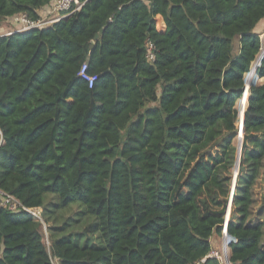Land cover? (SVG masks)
<instances>
[{
  "label": "trees",
  "instance_id": "obj_1",
  "mask_svg": "<svg viewBox=\"0 0 264 264\" xmlns=\"http://www.w3.org/2000/svg\"><path fill=\"white\" fill-rule=\"evenodd\" d=\"M50 1L0 0V23ZM263 21L264 0H87L0 34V187L91 218L49 252L33 213L0 206V264H223L208 255L226 216V264H264V82L241 99L251 66L264 80Z\"/></svg>",
  "mask_w": 264,
  "mask_h": 264
},
{
  "label": "rangeland",
  "instance_id": "obj_2",
  "mask_svg": "<svg viewBox=\"0 0 264 264\" xmlns=\"http://www.w3.org/2000/svg\"><path fill=\"white\" fill-rule=\"evenodd\" d=\"M6 23V22H5ZM0 26H3V22L0 23ZM14 27L10 26L6 29V31H0L1 32H11L13 30ZM256 31L260 34L262 41H263V45L264 46V21L260 23V25L257 27ZM236 47H237V42H236ZM264 56V54H263ZM250 74V75H249ZM264 82V80H262L256 73V70L253 71L252 70V66H251V70L248 73V75L246 74L245 77V88H244V94L242 96L241 99H243L244 97L247 98V102H248V98L250 96V90L252 85L254 84H262ZM245 101L246 99H244L242 102H239L237 104V108L239 109V111L241 112L242 110H240V105L243 104L244 108L245 107ZM243 108V110H244ZM239 112V119L237 122V128H238V136L234 139V144L236 146V149L238 150V138H239V134H241L243 132L244 127L242 126V122H243V118H244V112L240 113ZM244 136V134H243ZM244 139V137H243ZM241 143L243 144V141H241ZM240 143L241 149H240V158H241V154H242V145ZM237 162V160H236ZM235 162L234 168H233V182H234V178H235V174L239 171V165L238 168L236 167L237 163ZM236 169H238L236 171ZM254 196H255V203L253 206V210H254V216H255V221L256 222H263L264 223V171L262 173V176L260 177L259 181L257 182L256 186H255V190H254ZM57 202H58V198L56 195L54 194H48L46 196V203L44 207H38L35 209V213L36 215H38V219L43 223V229L45 232V243L48 247L49 252H51V243H52V233L54 234V236H60L63 233L66 234H73L74 237H76V233L80 232L83 227L85 226L86 223L91 222V218H87V217H81L80 216V210H82L83 207H81L79 204H73L67 208H60L57 206ZM77 219H80L79 221H76ZM49 226V228H48ZM56 226H60V228H63L62 226L66 227V229H64L62 232H58V231H54L53 228H55ZM53 227V228H51ZM85 240V238H82L81 242L83 243ZM227 238L224 239L223 237V232L222 234H215L214 239L212 240V245H213V250L214 251H219L220 252V256H221V261L223 264H226V259L229 256V248H228V242H227ZM222 251V252H221ZM223 255V256H222ZM53 257V262L54 264H59L57 262V259ZM231 264V263H230Z\"/></svg>",
  "mask_w": 264,
  "mask_h": 264
},
{
  "label": "built area",
  "instance_id": "obj_3",
  "mask_svg": "<svg viewBox=\"0 0 264 264\" xmlns=\"http://www.w3.org/2000/svg\"><path fill=\"white\" fill-rule=\"evenodd\" d=\"M86 1L87 0H51L50 3L45 6L46 8L45 13L43 15L40 14V18L38 20H31L24 13L16 14L12 17H9V25L14 27L13 30L9 33L22 31V30H26L29 28L49 26L53 24L54 22L59 21L60 19L67 17L73 14L74 12L80 10L85 5ZM147 48H148V57L150 59H153L154 58L153 44L149 43ZM86 69H87V63H85L82 66L80 74L83 77H85L88 80L89 85L92 86L96 77L88 75L86 73ZM0 206L6 207L8 210L12 212H17L22 209H25L33 213L36 219H38L39 217L35 213L36 208L26 207L16 196L8 193L1 187H0ZM227 221L228 220L226 217V220L223 225V237L225 239L227 235L229 236V238H227L228 239L227 244L229 248V244L232 241H236V238L228 233ZM229 252H230V249H229ZM208 256H211V257L215 256L221 259L219 251L212 250ZM228 257L225 258L226 261H228ZM206 259L207 257H205L203 261H205Z\"/></svg>",
  "mask_w": 264,
  "mask_h": 264
},
{
  "label": "water",
  "instance_id": "obj_4",
  "mask_svg": "<svg viewBox=\"0 0 264 264\" xmlns=\"http://www.w3.org/2000/svg\"><path fill=\"white\" fill-rule=\"evenodd\" d=\"M264 57V56H263ZM250 97V96H249ZM249 99V98H248ZM248 107V105H247ZM247 109V108H246ZM245 112L246 110L244 111V118H243V122H242V126L244 127V123H245ZM237 176H238V172L235 174V178H234V182H233V187H232V194H231V198H230V202H229V210L227 212V214L229 213V217H230V212H231V204H232V199H233V194H234V190H235V187H236V181H237ZM227 217V216H226ZM227 223L229 222V218L227 219ZM228 262H230L229 260V257H228Z\"/></svg>",
  "mask_w": 264,
  "mask_h": 264
},
{
  "label": "crops",
  "instance_id": "obj_5",
  "mask_svg": "<svg viewBox=\"0 0 264 264\" xmlns=\"http://www.w3.org/2000/svg\"><path fill=\"white\" fill-rule=\"evenodd\" d=\"M45 6L44 7H42L40 10H39V13L41 14V15H43L44 13H45ZM3 26H0V31H6V29L8 28V27H10V25H9V17L8 18H6V19H4L3 21ZM6 22V23H5ZM0 34H8L7 32H1ZM263 80V79H262ZM226 238H228V235L226 236ZM214 239V236L211 238V241Z\"/></svg>",
  "mask_w": 264,
  "mask_h": 264
}]
</instances>
